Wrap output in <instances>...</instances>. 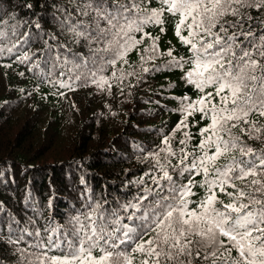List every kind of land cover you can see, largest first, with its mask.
I'll list each match as a JSON object with an SVG mask.
<instances>
[{
  "label": "snow or ice",
  "instance_id": "obj_1",
  "mask_svg": "<svg viewBox=\"0 0 264 264\" xmlns=\"http://www.w3.org/2000/svg\"><path fill=\"white\" fill-rule=\"evenodd\" d=\"M156 2L157 7L151 6L153 0H66L54 5L61 30L71 39L57 44L54 57L49 45L45 63L65 77L53 81L60 88L72 90L77 82L111 88L106 70L112 68L111 78L122 81L123 70L115 66L126 63L128 53L145 39L152 43L141 59H153L159 37L146 27L159 26L163 32L165 17H171L175 35L190 55L166 54L176 67L189 66L184 79L202 93L195 101L183 98V119L173 132L187 129L188 117L200 112L209 123L200 129L199 143L190 149L191 133L184 131L177 151L172 137L165 135L163 146L149 154L155 160L154 187L119 209L91 201L67 226L48 224L43 231L20 228L10 218L0 246H11L20 264H264V151L232 133L243 124L241 132L250 139H264V126L252 119H264V0ZM6 23L0 21V29ZM19 27L10 29L19 37L15 42L0 30V55L19 53L29 44L30 34L19 33ZM70 44L85 51H73ZM35 55L24 51L16 59L30 62ZM209 87L213 91L206 92ZM197 187L204 194L193 199Z\"/></svg>",
  "mask_w": 264,
  "mask_h": 264
},
{
  "label": "trees",
  "instance_id": "obj_2",
  "mask_svg": "<svg viewBox=\"0 0 264 264\" xmlns=\"http://www.w3.org/2000/svg\"><path fill=\"white\" fill-rule=\"evenodd\" d=\"M65 2L0 0V21L7 22L0 30L9 33L10 42L19 39L10 32L16 25H21L19 33L28 32L31 37L19 53L0 55V237H6L10 218L19 221L20 228L32 231L39 227L43 231L48 224L67 226L68 220L85 211L91 201L109 210L135 202L145 188L154 187L151 174L155 160L149 154L163 146V137L171 136L173 148L178 151V141L188 131L191 149L201 139L200 129L209 123L196 112L188 117L187 129L173 132L183 119V98L195 101L202 93L184 79L189 66L176 67L166 54L172 50L177 58L187 59L190 55L175 35V21L168 16L163 32L159 26L146 27L159 37L153 59H141L149 55L144 49L152 43L145 39L128 53L126 63L121 61L115 66L123 70L122 81L111 78L112 68L106 70L111 88L77 82L70 90L53 83L65 77L59 76L58 69L53 70L45 59L49 45L54 57L57 44L70 42V35L59 26L54 7ZM151 6H158L156 0ZM37 23L39 29L35 28ZM9 37H4L6 42ZM70 47L76 52L85 51L79 45ZM24 51L36 54L32 61L21 63L16 59ZM252 119L264 126V119ZM243 127L233 128V135L256 151H264V139H250L241 132ZM194 191L197 196L193 199L204 194L199 187ZM219 195L227 199L223 193ZM25 239L30 241L31 237ZM0 257L3 264H20L11 246H0Z\"/></svg>",
  "mask_w": 264,
  "mask_h": 264
}]
</instances>
